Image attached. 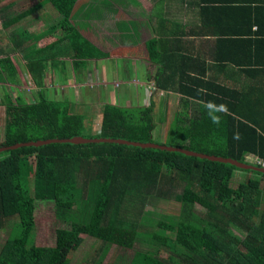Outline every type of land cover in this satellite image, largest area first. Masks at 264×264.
<instances>
[{
  "label": "trees",
  "instance_id": "trees-1",
  "mask_svg": "<svg viewBox=\"0 0 264 264\" xmlns=\"http://www.w3.org/2000/svg\"><path fill=\"white\" fill-rule=\"evenodd\" d=\"M5 1L0 0L1 27L9 28L0 44V108L4 109L0 148L24 145L0 152V232L11 231L0 246V264H68L69 255L83 242L82 235L121 249H132L135 243L147 247L121 258V264H264V182L259 181L264 180L263 172L116 144L25 145L76 138L155 144L154 125L151 109L106 105L99 126H94L96 134L91 129L87 135L88 123L70 109L67 99L51 100L40 91L30 99L24 97L18 87L26 82L35 87L43 84L56 43L38 48L32 34L11 28L13 23L36 10H48L51 30L64 31L59 43L70 40L76 57L81 58L91 43L70 23L78 0H37L18 13L12 12L13 2ZM44 16L35 15L29 23ZM0 39L4 38L0 35ZM25 72L29 77L23 81ZM210 84L200 87L165 76L157 81L164 91L198 101L195 115L177 116L173 136L178 144L166 147L242 163L253 156L249 164L264 168L254 163L264 162V128L257 119L260 116L264 122L260 102H253L246 91H229L218 84L211 92ZM257 89L258 84L251 87L252 92ZM234 170L250 171L256 178L233 187ZM179 189L183 195L175 199ZM153 199L177 202V220L158 221L157 231L141 233L143 208ZM37 202L52 204L56 220L68 226L57 230L53 247L34 244ZM196 204L203 216L194 211Z\"/></svg>",
  "mask_w": 264,
  "mask_h": 264
},
{
  "label": "crops",
  "instance_id": "crops-1",
  "mask_svg": "<svg viewBox=\"0 0 264 264\" xmlns=\"http://www.w3.org/2000/svg\"><path fill=\"white\" fill-rule=\"evenodd\" d=\"M84 1L78 0L72 20L91 46L81 58L65 42L53 46L43 84L36 86L49 99H67L72 106L74 88L68 89L69 85L86 84L79 92L75 89V97L81 92L86 105L130 109L136 100L143 105L135 109H151L152 117L163 115L158 106L167 109L163 117L171 116L174 125L180 115H195L198 101L157 87L165 76L200 87L211 83V92L217 84L229 91H246L253 102H260L258 110L264 109V0H113L115 7L105 6L108 10L94 17L90 7L94 0ZM46 79L52 89L45 86ZM254 84L258 89L252 92ZM57 86L67 88L66 95L52 96ZM257 119L264 128L263 119ZM91 121L89 116L88 124Z\"/></svg>",
  "mask_w": 264,
  "mask_h": 264
},
{
  "label": "rangeland",
  "instance_id": "rangeland-1",
  "mask_svg": "<svg viewBox=\"0 0 264 264\" xmlns=\"http://www.w3.org/2000/svg\"><path fill=\"white\" fill-rule=\"evenodd\" d=\"M9 1L14 3V6H12L13 8L12 12L18 13L19 11H23L24 9L27 8L29 9L37 0H8L5 2H9ZM92 1L93 0H86L84 2L91 3ZM91 6H93L91 11L94 17L96 15V12L104 13V11L112 7H115L116 5H114L113 0H94L91 3L90 7ZM101 6L103 10L98 8ZM105 6H108V9H106ZM79 10H81L82 12V8H80ZM42 13L46 14V16H44V19L39 18L37 22L31 24L29 23L31 22L33 16L35 15L40 16V14ZM93 19L96 20L95 18ZM128 22L130 26H132V23L130 22L129 19ZM50 23H52L51 13L48 12V10L40 9V10H36L35 12L31 13L28 16H25L24 18L19 19L18 23H13L11 28L22 27L28 29V31L32 34V37L34 38L35 43L38 45V47L39 46L43 47L47 44L57 43V42L59 43L61 38L65 36L64 31L61 32L52 31L50 28L51 25ZM70 23L74 28H78L77 23L76 22L73 23L72 19L70 20ZM120 26L127 28V25L124 23H121ZM93 27L94 25H92V28ZM94 30H96V28ZM8 33H9V28L8 29L2 28L1 20H0V35L2 36V38H4V39H0V44L4 43ZM65 43L70 45L69 47L72 49V51L75 50L74 49L75 47L71 46L72 44L70 40L68 39L65 40ZM16 57L20 58V54L18 53ZM45 72L46 73L48 72V67L45 68ZM28 77H29L28 73L25 72V78L23 79V81H26L25 79H27ZM86 79L87 78H84V81ZM85 85L86 84L77 85L75 82H72L68 88V89L74 88L70 90V92L74 91L72 95L70 94V100L73 102L75 110L78 111L80 114H82V116L84 117L85 124L88 123L89 116L92 117L93 119L94 125H90V124L87 125L88 130L86 131V134L89 135L90 134L89 131L91 129L93 130L92 133L96 134L95 127L99 126L98 124H100L101 122L103 105L100 103L91 104L90 102H88L86 105L85 99L82 97L81 92L79 93L78 97H75L76 96L75 89L76 92H79L81 89V88L79 89V87H84ZM116 85L117 84H115V86ZM45 86L49 89H52L47 79ZM18 88L22 92V95L28 99H30L31 97L30 95H33L38 89L32 85H29L27 82L25 85L21 84ZM64 88L65 87L63 86H57L53 88V90L51 91V95L54 96V94H56L57 92H59L60 95L63 96L66 95L67 88L65 89ZM123 92L124 91H122V93ZM140 95L143 96L142 92H140ZM133 102L135 105H133L132 108H130L129 110L131 109L135 110L137 106L143 105L140 103H136V100H133ZM73 104H71L72 106H70V109L73 108ZM88 105H93V106L92 108H89ZM122 105H124V103H122ZM158 108L160 109V112L163 113V115L165 113L167 115L168 112L167 109L166 111H162L161 106H158ZM89 109H90L89 115L87 116V111ZM121 109H123L122 106ZM3 111L4 109L0 108V142H2L4 139L3 138L4 132L2 127L3 114H4ZM163 115L152 117V119H154L153 122L154 130L152 133V141L156 145L177 146L178 143L177 141L174 140V136H173V129L175 127V124L174 125L170 124L173 121V119L171 118V116L163 117ZM173 117L175 119V116ZM181 121H183L182 125H184L185 124L184 120L181 119ZM249 158H247V160ZM249 162L253 163L252 159H250ZM255 178L256 175L250 171L234 170V177L231 181V186L236 187L239 184L246 183L247 181ZM30 179H31L30 176H28V182H30ZM259 181L263 185L264 182L263 178H261V180ZM182 192L183 189L176 190V194H180V195L177 196L175 199H178L181 195H183ZM259 201L261 202L263 201V199ZM263 205H264V201H263ZM35 209L36 210L34 217H35L36 227L34 233V244L39 247H53L55 245L57 230L67 228L68 226L56 220V218L54 217V209L52 204L37 202L35 205ZM193 209L197 214L203 216L202 214L204 211L202 207H200L198 204L194 205ZM178 211H179V204L174 200H169V199L151 200L143 208L142 212L144 217L142 218L141 221L140 232L147 233V232L157 231V227L155 223L158 221H167V222L176 221L178 216ZM5 229L0 232V246L4 243L9 232H11L9 231V228H7L6 230ZM82 238H83V242L80 245V247L69 255L68 264H121L120 263L121 258L130 257L134 251H138V250L143 251L146 250L147 248L144 244L135 243L132 249L129 250L121 249L116 245L104 244L89 235H83ZM161 254L164 255V253Z\"/></svg>",
  "mask_w": 264,
  "mask_h": 264
},
{
  "label": "water",
  "instance_id": "water-1",
  "mask_svg": "<svg viewBox=\"0 0 264 264\" xmlns=\"http://www.w3.org/2000/svg\"><path fill=\"white\" fill-rule=\"evenodd\" d=\"M70 143V144H76V145H86V144H116V145H122V146H130V147H137L139 149L142 150H146V149H153V150H160V151H165V152H170V153H179L182 154L184 156H190V157H197V158H203V159H207V160H213V161H218V162H222V163H227L233 166H236L240 169H245V170H255L257 172H263L264 173V168H260V167H256L252 164L249 163H242V162H238V161H232L230 159H220V158H214V157H208L205 155H201L198 153H193L190 151H185L182 149H178V148H173V147H166V146H159V145H155V144H136V143H128L125 141H120V140H103V139H92V140H86L83 138H76L73 140H68V141H57V140H50V141H37V142H32L29 144H25V145H32V146H40L42 144H47V143ZM24 144H18L15 146H11V147H1L0 148V152L7 150V149H16L20 146H23Z\"/></svg>",
  "mask_w": 264,
  "mask_h": 264
},
{
  "label": "built area",
  "instance_id": "built-area-1",
  "mask_svg": "<svg viewBox=\"0 0 264 264\" xmlns=\"http://www.w3.org/2000/svg\"><path fill=\"white\" fill-rule=\"evenodd\" d=\"M254 163H257V164L260 165L261 167H264V162H262V161L255 160Z\"/></svg>",
  "mask_w": 264,
  "mask_h": 264
},
{
  "label": "clouds",
  "instance_id": "clouds-1",
  "mask_svg": "<svg viewBox=\"0 0 264 264\" xmlns=\"http://www.w3.org/2000/svg\"><path fill=\"white\" fill-rule=\"evenodd\" d=\"M249 162V161H248ZM249 163H251V162H249Z\"/></svg>",
  "mask_w": 264,
  "mask_h": 264
}]
</instances>
